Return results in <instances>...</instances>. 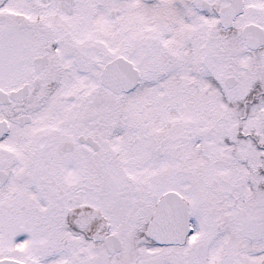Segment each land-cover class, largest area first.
Masks as SVG:
<instances>
[{
	"label": "snow or ice",
	"instance_id": "1",
	"mask_svg": "<svg viewBox=\"0 0 264 264\" xmlns=\"http://www.w3.org/2000/svg\"><path fill=\"white\" fill-rule=\"evenodd\" d=\"M0 264H264V0H0Z\"/></svg>",
	"mask_w": 264,
	"mask_h": 264
}]
</instances>
